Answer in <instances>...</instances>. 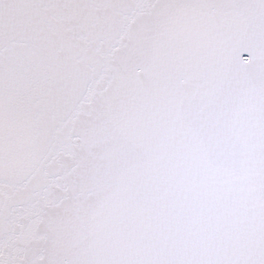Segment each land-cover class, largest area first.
Returning <instances> with one entry per match:
<instances>
[{
    "label": "snow or ice",
    "instance_id": "obj_1",
    "mask_svg": "<svg viewBox=\"0 0 264 264\" xmlns=\"http://www.w3.org/2000/svg\"><path fill=\"white\" fill-rule=\"evenodd\" d=\"M0 264H264V0H0Z\"/></svg>",
    "mask_w": 264,
    "mask_h": 264
}]
</instances>
